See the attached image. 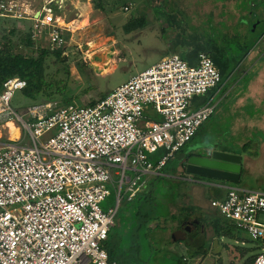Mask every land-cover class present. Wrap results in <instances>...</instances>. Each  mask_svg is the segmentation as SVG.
Returning a JSON list of instances; mask_svg holds the SVG:
<instances>
[{
	"label": "built area",
	"instance_id": "built-area-1",
	"mask_svg": "<svg viewBox=\"0 0 264 264\" xmlns=\"http://www.w3.org/2000/svg\"><path fill=\"white\" fill-rule=\"evenodd\" d=\"M51 4L62 8L61 0L37 9L0 0V20L30 21V40L56 50L69 28ZM220 79L207 54L192 66L171 54L93 105L28 107L20 119L27 143L0 142V264H117L104 246L119 205L102 208L110 187L117 200L123 188L130 198L143 177L159 175L214 110L192 109V99ZM24 86L3 83L1 117L18 116L9 103ZM159 149L166 153L154 164L149 156ZM209 205L258 243L252 264H264V194L230 188Z\"/></svg>",
	"mask_w": 264,
	"mask_h": 264
},
{
	"label": "rangeland",
	"instance_id": "rangeland-1",
	"mask_svg": "<svg viewBox=\"0 0 264 264\" xmlns=\"http://www.w3.org/2000/svg\"><path fill=\"white\" fill-rule=\"evenodd\" d=\"M23 1L30 4L32 9H37L51 0ZM61 1L62 8L59 12L56 6L53 10L68 25L69 31L64 35L65 47L61 62L51 57L46 60V79L53 92L59 88L60 92L64 91L76 105L96 102L102 95L110 93L134 74L156 63L163 55H184L186 51L192 52L197 46L205 44L206 39L216 41L219 39L220 42L224 34L229 37L234 36L233 39L228 38V42L224 45L225 49H222L225 54L230 53L233 62L226 70L225 80L219 82L215 90L212 89L207 94L192 99V109L211 105L214 110L202 124L193 143L188 144L184 150L200 147L205 150L237 152L242 156L243 152L240 151L238 142H243L245 139L231 128L233 119L236 116H243L242 111L240 109L228 114L226 110L233 106L236 97L245 89V82L238 78L248 55L250 56L254 50L264 52V0H252L254 6L246 0H229V2L226 0H121L129 1L128 11H124V7H117L111 11V8L114 9L112 3L107 5L106 11H101L94 7L95 0ZM55 3H59V0H54ZM229 3L232 6L228 7ZM205 5L211 7L214 5L215 10H218L206 13L202 10V8L208 9ZM250 10L258 11L259 17L255 21L249 18V15L243 16L246 15L243 14L244 11ZM143 14L147 18V25L144 28L127 34L123 32L121 28L123 23L129 18ZM222 15L224 18L221 17ZM235 16L239 17L238 23L228 25L227 22ZM30 25V21L0 20V40L10 44L15 52L29 55L23 41ZM12 31L13 34L10 33ZM84 46L88 48L82 51ZM110 47H113L110 49L113 50L110 51L113 53V59L108 57L100 65L93 62L95 71L105 68L102 72L94 74L89 68L90 59L93 55H106ZM248 49L244 56L243 53ZM235 63H239V71L232 70ZM218 90L223 91L213 97ZM52 94L53 99L40 98L33 102L24 97L20 90L14 91L9 106L18 116L11 120L0 116V142L25 145L27 141L24 138L20 119L28 120L24 114L28 107L39 106L45 109L50 105L54 109L62 106L61 93ZM242 104L247 113L254 109L251 102ZM9 121L19 129L20 139L10 138L6 126V122ZM233 133L234 135L230 136ZM203 152L199 150V153ZM177 162L176 155L170 159L163 171L171 173ZM177 173L181 174V177L176 174V179L181 178L182 181L170 182L165 187L167 199L172 201L176 198L173 203H169V213L179 217L178 208L197 206L202 210L206 222H209V217L217 213L209 205L208 198L211 192L208 187L190 176L184 177L186 174L182 175L183 172ZM240 180L241 187L264 193V172H243ZM116 188L117 185L115 188L110 187L111 195L102 204L104 210L115 207L117 201L122 203L123 197L117 200V193L113 192ZM124 190L125 188L122 189L123 193ZM189 218L194 219L195 215ZM156 225L158 227L154 229ZM187 226L189 232L184 233L180 225L177 226L176 222L163 217L150 223V226L143 227L140 223L125 221L118 213L110 236L113 238L112 244L119 248V255L123 256L125 264H137L134 259L129 258L128 253L132 245L139 247L138 263L146 259L153 264H169V261L173 264L171 258L179 256L183 257L187 264H244L248 256L257 254L260 250L258 243L250 241L248 235L237 228L234 232L238 237L219 238L213 234L208 225L202 226L196 236L192 234L195 229L190 225ZM201 238L205 241L202 243L204 255L197 247ZM239 248H247V255L240 256ZM197 251L199 252L195 253ZM115 261H120L118 254Z\"/></svg>",
	"mask_w": 264,
	"mask_h": 264
},
{
	"label": "trees",
	"instance_id": "trees-1",
	"mask_svg": "<svg viewBox=\"0 0 264 264\" xmlns=\"http://www.w3.org/2000/svg\"><path fill=\"white\" fill-rule=\"evenodd\" d=\"M251 2V6H254V2L252 0H246ZM94 7L98 8L101 11H106V7L109 3H112L115 10L117 7H126L128 8L129 1H121V0H95L94 1ZM52 7H54L53 4H51ZM55 8V7H54ZM123 8V9H124ZM129 9V8H128ZM125 11V10H124ZM128 11V10H127ZM247 16L249 15V18H252L253 21L256 20V18L259 17L258 11L252 12L247 11ZM251 21V23L253 22ZM147 25V18L146 16L139 15L138 17L129 18L125 23L122 24L121 28L124 33H130L132 31L142 29ZM251 26V25H250ZM10 33H14L13 31ZM230 35V34H229ZM235 35V34H234ZM216 37V36H215ZM234 36H227L224 34V37L219 42L214 39H206L205 44H202L201 46H197L192 52L186 51L183 53L184 55H180L183 60H185L189 65H195L197 63V56L199 53L207 54L216 69L219 71L221 79L225 80V73L226 70L229 68L231 63H233L230 59L231 55L230 53L225 54L224 50L226 46H224L228 42L229 39H233ZM24 47L29 51V55L23 54L22 52H15L10 44L7 42H3L0 40V92L2 90V85L5 83L8 79L12 78H18L22 82L25 83L24 88H22L20 91L22 92L23 96L32 100L33 102L37 101L38 99H53L52 93H61V96L63 97L61 104L62 106H66L72 103V99L65 95L64 91L60 92L59 88L55 89V92L51 90V85L48 83L46 79V60L48 58H53L57 62H61V56L64 51V47L58 48L56 50H49L46 47H41L40 45H36L30 40V31L28 29L27 34L24 38ZM252 48V46H251ZM250 48V49H251ZM249 51L246 50L243 54H247ZM244 58V57H243ZM240 62V61H239ZM239 64V63H238ZM235 63L233 65V69H237L239 71L240 65ZM231 70V71H232ZM241 71H239L240 73ZM223 89V88H222ZM215 90V89H214ZM223 91V90H222ZM107 94H104L101 96L100 99L104 98ZM95 102H90L88 105H93ZM86 106V105H84ZM61 107V106H59ZM202 126V125H201ZM201 126L198 128L195 135L183 146L181 147L174 155L178 156V162L175 167L171 169V173L164 172L168 162L170 159L166 162L163 169L160 171L159 175H149L147 177H143L142 180L137 184L136 186V192L133 196L129 198V193L121 191L120 197H123V200L121 201L124 203V205L119 203L117 208V213H120L122 218L126 220H130L132 223H140V226H150V223L159 220L161 218L170 219L173 222L177 223V226H179L183 221H191L190 216L195 215L194 220H197L198 223L194 224L193 229L195 231L192 233L193 235H198L200 233V229L202 226L208 225L211 227L213 234L217 237H226V238H232V237H238L235 235V229L236 227L229 221L224 220L221 218L218 214L212 215L209 217V222H206V218L204 217V214L202 213V210L197 206H185L182 208H178L179 217L175 215H171L168 210L169 203H173V201L176 198H173L174 200L167 199V193H166V185L170 182L172 183H180L182 180L176 179V169L180 166L181 172H183L182 175L186 174L183 169H185L184 164L186 163V160L194 154H198L199 150H204L202 148H197L194 150H191L188 148L187 150H184V148L188 144H192L197 133L199 132ZM241 148L240 151H246L248 148H255L256 146L252 145V143L239 145ZM213 150V149H211ZM221 152L228 153V154H236L240 156V153H234L232 151H223ZM166 153L164 149H159L154 154L149 156V160H151L154 164L157 163L158 159L161 158ZM255 154V153H254ZM172 157V158H173ZM171 158V159H172ZM171 175L170 177H166L165 175ZM186 174L184 177H187ZM181 177V174L180 176ZM116 176L114 177V179ZM193 180H204L203 178H199L197 176H192ZM241 179V177H240ZM239 179V182L237 185L240 184L241 180ZM220 183V182H219ZM232 186H236V184H233ZM211 189V195L209 196L208 200L209 203L212 200H224L226 195H223L221 192V189L218 188H210ZM116 192V191H113ZM111 195V190H110ZM123 205L122 208H120ZM120 209V210H119ZM217 213V212H216ZM181 217V218H180ZM193 223V222H192ZM181 226V225H180ZM158 225L154 227V229H157ZM199 230V232H198ZM111 230L108 233L107 240L104 243L105 249L108 253L110 261H115V258L118 254L119 262H116L117 264H125L123 260V256L120 257L119 255V248L114 246L112 244L111 239H113L110 236ZM202 237V236H201ZM201 238L199 244H198V250L201 249L203 251V255L205 254L204 248H202V243L205 241ZM252 241L251 239H249ZM181 242V241H179ZM253 242V241H252ZM248 249L247 248H239L240 256L247 255ZM199 251L195 252L198 253ZM129 258H132L135 260L137 264H153L146 259L143 261L138 260L139 255V247H136L135 245H132L130 247L129 251ZM255 255H250L245 259L244 264H252ZM191 256V255H189ZM193 256V255H192ZM173 264H187L185 262V259L183 257H176L171 258ZM166 264V263H165ZM169 264H171V261H169Z\"/></svg>",
	"mask_w": 264,
	"mask_h": 264
},
{
	"label": "crops",
	"instance_id": "crops-1",
	"mask_svg": "<svg viewBox=\"0 0 264 264\" xmlns=\"http://www.w3.org/2000/svg\"><path fill=\"white\" fill-rule=\"evenodd\" d=\"M226 1L229 2V0H226ZM230 5L231 4L229 3L228 7H230ZM205 6H207L208 9L202 8V10L205 11L206 13L216 9V6L214 5L212 7L210 5H205ZM217 10H215V12ZM228 10H230V8ZM246 12L247 11H244L243 14L244 13L246 14ZM243 16L247 17V14ZM221 17L224 18V15H222ZM238 18H239L238 16H235V18L227 22V24L233 25L234 23H238L237 22ZM168 55H163L160 58V60ZM255 55H258V56H255ZM160 60H158L157 62H159ZM104 69L100 71H96V73L102 72ZM238 79L240 81L245 82V89L241 94H239L236 97L234 103L232 104L233 106L227 109L226 112L229 114L230 112L233 113L234 111L241 109L243 116L241 117L236 116L233 119L231 128H233V130L236 131L239 134V136L245 139V141L243 142L237 141L239 145L252 143V145L256 146L255 148H248L246 151H243L242 156L240 155L241 156L240 157L241 159L240 177H241L243 172H253V171L264 172V52L262 53L261 51L257 52L256 50H254L252 51L250 56L248 55V59L245 60L244 68L241 70L240 76ZM238 84H239V81H238ZM221 91L219 90L216 91L213 97L218 92H221ZM243 102H245L246 104L247 102H251L254 105L253 106L254 109H251L247 113L243 109L244 108L242 104ZM81 106H84V105H81ZM10 122L11 121L6 122V126H7V123H10ZM233 135L234 133L231 134L230 136H233ZM18 137H19V129H18ZM17 138H14V139H17ZM197 148H200V147H191L190 149L194 150ZM245 152H247V154H245ZM177 172H181L180 166L176 169V173ZM178 174L179 173H177V175ZM165 176L170 177L169 175H165ZM220 185L221 186H217V185H209V186L206 185V186L208 187L210 192H211L210 188L221 189L222 190L221 193L223 195H226V192L228 190V188H226L225 186H232V184H227V183H220ZM232 187L244 193L245 192H255L252 190L250 191L246 189L245 187H241L240 184L236 186H232Z\"/></svg>",
	"mask_w": 264,
	"mask_h": 264
},
{
	"label": "water",
	"instance_id": "water-1",
	"mask_svg": "<svg viewBox=\"0 0 264 264\" xmlns=\"http://www.w3.org/2000/svg\"><path fill=\"white\" fill-rule=\"evenodd\" d=\"M114 36V33H112ZM88 46H84L82 51L87 49ZM110 47L108 50L107 58L113 59V53H110ZM100 60V56L93 55L90 59L91 64L89 68L94 74L96 71L92 66L93 62ZM203 153L191 155L184 164L185 173L188 176H197L204 180H195L205 185H217L221 186L220 183L227 184H238L241 173V159L240 156L234 154H228L221 151L215 150H203ZM226 188H233L232 186H225ZM193 223L197 224L198 221L195 220Z\"/></svg>",
	"mask_w": 264,
	"mask_h": 264
},
{
	"label": "bare ground",
	"instance_id": "bare-ground-1",
	"mask_svg": "<svg viewBox=\"0 0 264 264\" xmlns=\"http://www.w3.org/2000/svg\"><path fill=\"white\" fill-rule=\"evenodd\" d=\"M106 58H107V55H100V60L97 61L98 64H96V65H100ZM7 126H8V132H9L10 138L11 139L17 138L18 137V128H16L14 126V124L11 122L7 123Z\"/></svg>",
	"mask_w": 264,
	"mask_h": 264
},
{
	"label": "flooded vegetation",
	"instance_id": "flooded-vegetation-1",
	"mask_svg": "<svg viewBox=\"0 0 264 264\" xmlns=\"http://www.w3.org/2000/svg\"><path fill=\"white\" fill-rule=\"evenodd\" d=\"M198 154H199V152H198ZM183 171L185 172V169H183ZM206 179H204V181H205ZM218 184H220V183H218ZM195 220L194 219H191V221H183L180 225H181V227L183 228V232L185 233H187V232H189V227L187 226V225H190L192 228H193V226H194V224L195 223H192V222H194Z\"/></svg>",
	"mask_w": 264,
	"mask_h": 264
},
{
	"label": "clouds",
	"instance_id": "clouds-1",
	"mask_svg": "<svg viewBox=\"0 0 264 264\" xmlns=\"http://www.w3.org/2000/svg\"><path fill=\"white\" fill-rule=\"evenodd\" d=\"M218 84H219V83H218ZM217 86H218V85H217ZM217 86H216V87H217ZM216 87H215V88H216ZM233 188H234V187H233ZM228 189H230V188H228ZM234 189H236V188H234ZM237 190H238V189H237Z\"/></svg>",
	"mask_w": 264,
	"mask_h": 264
}]
</instances>
